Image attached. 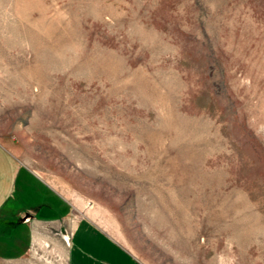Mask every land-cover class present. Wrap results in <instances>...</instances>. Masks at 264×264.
Segmentation results:
<instances>
[{
	"label": "rangeland",
	"instance_id": "1",
	"mask_svg": "<svg viewBox=\"0 0 264 264\" xmlns=\"http://www.w3.org/2000/svg\"><path fill=\"white\" fill-rule=\"evenodd\" d=\"M0 142L146 264H264V0H0Z\"/></svg>",
	"mask_w": 264,
	"mask_h": 264
},
{
	"label": "crops",
	"instance_id": "2",
	"mask_svg": "<svg viewBox=\"0 0 264 264\" xmlns=\"http://www.w3.org/2000/svg\"><path fill=\"white\" fill-rule=\"evenodd\" d=\"M34 222H62L66 264H146L0 142V259L25 257Z\"/></svg>",
	"mask_w": 264,
	"mask_h": 264
}]
</instances>
